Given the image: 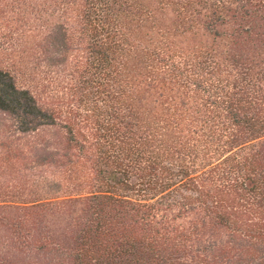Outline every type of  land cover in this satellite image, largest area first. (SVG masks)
Returning a JSON list of instances; mask_svg holds the SVG:
<instances>
[{
	"label": "trees",
	"instance_id": "trees-1",
	"mask_svg": "<svg viewBox=\"0 0 264 264\" xmlns=\"http://www.w3.org/2000/svg\"><path fill=\"white\" fill-rule=\"evenodd\" d=\"M41 1L0 115L75 191L0 195V264H264V0Z\"/></svg>",
	"mask_w": 264,
	"mask_h": 264
},
{
	"label": "rangeland",
	"instance_id": "rangeland-1",
	"mask_svg": "<svg viewBox=\"0 0 264 264\" xmlns=\"http://www.w3.org/2000/svg\"><path fill=\"white\" fill-rule=\"evenodd\" d=\"M40 1L0 0V67L9 69L21 85H34L31 67L36 45L46 33L48 25L58 19L49 14ZM139 1L145 7L135 13V22L139 24L164 8L149 6L148 0ZM165 11L169 16V7ZM79 54L83 56L77 52L70 58L75 59ZM52 73L47 70L46 75L52 77ZM55 133L54 128H44L37 135H22L16 133L14 126L0 115V195L17 199L75 191L72 185L62 182L64 174L58 165H37L26 153V148L35 140H49L53 135L56 137L60 134Z\"/></svg>",
	"mask_w": 264,
	"mask_h": 264
}]
</instances>
